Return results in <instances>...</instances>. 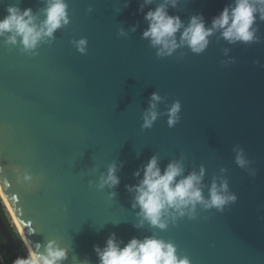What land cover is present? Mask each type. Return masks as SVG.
<instances>
[{"label":"water","instance_id":"95a60500","mask_svg":"<svg viewBox=\"0 0 264 264\" xmlns=\"http://www.w3.org/2000/svg\"><path fill=\"white\" fill-rule=\"evenodd\" d=\"M141 2L67 0L69 24L35 55L0 39V190L21 236L33 246L56 239L68 250L64 264H98L93 245L103 247L113 233L124 243L152 234L171 240L191 264H264V22L259 43L229 44L217 32L201 54L181 47L160 58L141 38ZM230 2L179 0L169 14L185 24L203 14L210 24ZM10 4L44 18L46 0H0V19ZM82 37L85 54L72 43ZM153 92L162 97V115L142 130ZM177 100L180 120L170 128L166 113ZM234 149L243 150L246 167L236 164ZM152 155L162 169L181 161L185 175L203 166L204 195L214 179H226L237 201L223 212L198 206L195 219L163 231L135 227L138 209L125 185L137 182L133 172ZM113 162H123L120 184L98 190ZM14 168L32 174L31 187L17 183ZM0 229L16 259L23 257L1 214Z\"/></svg>","mask_w":264,"mask_h":264},{"label":"clouds","instance_id":"9594fccd","mask_svg":"<svg viewBox=\"0 0 264 264\" xmlns=\"http://www.w3.org/2000/svg\"><path fill=\"white\" fill-rule=\"evenodd\" d=\"M130 0H125L124 7L129 6ZM155 0H142L138 12L143 13L147 27L143 30L141 38L148 40L149 45L156 50V56L165 58L173 55L177 49L187 47L194 54L203 53L209 43L210 37L219 32L220 37L229 44L259 43L257 35L258 21L264 22V0H231L223 10L208 24L203 14L191 15L188 22L179 15L169 14V8H176L179 0H162L150 8ZM67 0H46L42 9L43 19L40 20L33 13L32 8L21 9L10 4L6 7V15L0 19V39L5 45L19 49L21 53L35 55L36 50L43 43H50L55 38L57 30L66 27L69 22ZM145 8L148 11L145 12ZM92 11L91 8L88 9ZM139 24H133L130 31L135 32ZM120 36L127 34L119 30ZM179 34V36L177 35ZM74 47L81 54L87 51L88 40L82 37L72 41ZM229 49H224L227 55ZM254 63H259L255 61ZM162 97L153 92L148 99V107L143 111L141 129H150L162 115L158 105ZM180 101H174L167 109V124L174 127L180 120ZM236 151V164L244 168L249 163L242 149ZM123 162H115L101 172L96 187L98 190L115 189L120 184L117 174ZM3 168H0L2 171ZM221 171H226L221 169ZM17 183L27 184L31 187L33 176L27 170L21 172L14 168ZM205 169L192 171L185 175V168L181 161L172 160L163 169L157 155H152L147 163L133 172L137 178L135 184H126L128 193L132 194L131 207L136 211L137 228L145 224L151 228L166 230L169 224L175 225L178 219L187 217L195 219L198 206L203 210L215 209L223 212L225 208L237 201V196L229 191L228 181L213 180L204 195L203 179ZM92 184V181H89ZM109 198L117 193L108 192ZM27 256L17 257L14 264H64L68 260V250L61 247L56 239H49L43 245L26 240ZM98 258V264H191L188 256H181L177 246L171 240H164L157 235H145L143 238L133 237L127 243L111 234L103 247L93 245ZM78 264H91L87 258L79 260Z\"/></svg>","mask_w":264,"mask_h":264},{"label":"trees","instance_id":"16d2710c","mask_svg":"<svg viewBox=\"0 0 264 264\" xmlns=\"http://www.w3.org/2000/svg\"><path fill=\"white\" fill-rule=\"evenodd\" d=\"M0 214L4 220V222L6 223L7 227L10 230V233L12 234L22 256H27V247L25 245V242L21 236V234L19 233V231L17 230V228L15 227V225L13 224L5 205L3 204L1 198H0ZM0 247L2 249V253L4 256V263H0V264H14L16 257L13 251V248L11 246V244L9 243V241L7 240V238L3 235L1 229H0Z\"/></svg>","mask_w":264,"mask_h":264},{"label":"rangeland","instance_id":"374dc122","mask_svg":"<svg viewBox=\"0 0 264 264\" xmlns=\"http://www.w3.org/2000/svg\"><path fill=\"white\" fill-rule=\"evenodd\" d=\"M0 198H1L2 202H3V204L5 205L6 210H7L8 214H9V216H10V218H11L13 224L15 225V227L17 228V230H18L19 233L21 234L20 229L18 228V225H17V223H16V221H15V218H14V216H13L11 210L9 209L8 205L6 204V202H5V200H4V198H3V196H2L1 193H0ZM22 238H23V237H22ZM24 242H25V240H24Z\"/></svg>","mask_w":264,"mask_h":264},{"label":"built area","instance_id":"2783aa9c","mask_svg":"<svg viewBox=\"0 0 264 264\" xmlns=\"http://www.w3.org/2000/svg\"><path fill=\"white\" fill-rule=\"evenodd\" d=\"M5 260H4V256H3V253H2V249L0 247V263H4Z\"/></svg>","mask_w":264,"mask_h":264},{"label":"bare ground","instance_id":"6f19581e","mask_svg":"<svg viewBox=\"0 0 264 264\" xmlns=\"http://www.w3.org/2000/svg\"><path fill=\"white\" fill-rule=\"evenodd\" d=\"M0 193L2 194V196H3V198H4V195H3V193L1 192V190H0ZM5 200V199H4ZM6 202V201H5ZM7 204V203H6ZM8 205V204H7ZM8 207H9V209L11 210V208H10V206L8 205ZM12 212V211H11ZM15 221H16V219H15ZM16 223H17V225H18V228L21 230V228H20V226H19V224H18V222L16 221Z\"/></svg>","mask_w":264,"mask_h":264}]
</instances>
